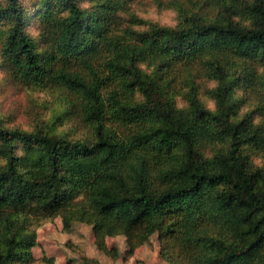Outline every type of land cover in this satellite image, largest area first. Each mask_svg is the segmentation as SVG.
<instances>
[{"label":"trees","instance_id":"1","mask_svg":"<svg viewBox=\"0 0 264 264\" xmlns=\"http://www.w3.org/2000/svg\"><path fill=\"white\" fill-rule=\"evenodd\" d=\"M136 1L0 0V67L65 99L33 129L0 116V264L56 217L112 256L157 233L170 264H264V0H175L176 24L139 29Z\"/></svg>","mask_w":264,"mask_h":264},{"label":"rangeland","instance_id":"2","mask_svg":"<svg viewBox=\"0 0 264 264\" xmlns=\"http://www.w3.org/2000/svg\"><path fill=\"white\" fill-rule=\"evenodd\" d=\"M177 1L184 6L189 4V0ZM173 2L175 0H138L131 5L129 11L122 14L123 24L135 29L145 27L144 24L148 21L174 25L178 21V11L172 5ZM198 81L203 98L209 106H213L209 90L215 86V82L206 78ZM256 99L255 94H251L248 105L255 106ZM178 101L183 104L180 98ZM64 103L65 99L61 94H49L47 91L15 83L0 67V116L5 118L9 125L24 129L45 125V121L58 113ZM246 108L242 109V113ZM254 116L259 117L260 112H255ZM64 126L60 127L61 130L68 131L71 136H78L77 133H72L76 131L74 124L69 122ZM81 130H77L79 134ZM263 160L264 158L255 156L256 163L262 164ZM35 228L37 244L33 248L34 259L25 264H44L42 258L45 254L53 256L57 264H170L162 257V244L157 233L139 246L133 254L128 253L124 235L108 237L107 244L117 249V254L112 256L96 247L92 226L87 223L76 222L70 230H64L62 219L56 217L39 221Z\"/></svg>","mask_w":264,"mask_h":264}]
</instances>
